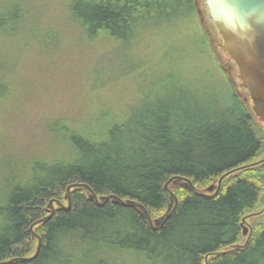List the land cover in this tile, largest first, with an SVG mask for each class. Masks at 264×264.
<instances>
[{
  "label": "trees",
  "instance_id": "trees-1",
  "mask_svg": "<svg viewBox=\"0 0 264 264\" xmlns=\"http://www.w3.org/2000/svg\"><path fill=\"white\" fill-rule=\"evenodd\" d=\"M27 5L34 7V0H0V100L7 95L1 80L7 55L18 45L56 41L28 30ZM56 9L70 29L66 43L106 44L92 53L102 63L93 64L85 85L86 97L96 100L81 120L55 117L46 124L52 141L44 153L3 156L0 262L32 257V234L40 239L36 256L11 264H204L206 255L242 244L241 219L264 208V135L256 125L263 126L244 90L246 102L228 81L218 85L214 72L190 66L204 53L184 35L161 44L162 31L182 34L186 23L195 22L193 0H66ZM123 79H133L130 94L121 104L110 103L104 87ZM254 163L227 176L213 199L174 188L176 208L157 231L136 209L98 206L82 189L70 192L69 210L56 207L33 225L48 216L50 201L63 206L70 185L135 201L157 219L166 211L170 178L188 179L202 191L224 173ZM263 215L247 220L251 237L244 249L209 256L206 264H264Z\"/></svg>",
  "mask_w": 264,
  "mask_h": 264
},
{
  "label": "rangeland",
  "instance_id": "rangeland-1",
  "mask_svg": "<svg viewBox=\"0 0 264 264\" xmlns=\"http://www.w3.org/2000/svg\"><path fill=\"white\" fill-rule=\"evenodd\" d=\"M65 1L34 0V7L24 6L28 10L27 20L29 22L25 24L28 30L35 32L36 37L40 40L56 41H52L53 46H44L45 41H42V44L39 41L37 42L39 44H33L32 47L24 44L18 45L15 50L16 53L7 55L8 62L5 67V75L1 78L5 82H3V86L7 95L4 100H0V165L3 156L12 155L16 158L28 153H44L50 148V141H52L46 130V124L52 118L62 117L69 121L72 118L81 120L85 113L90 112L91 106L95 104L96 99L93 101L89 99V96L86 97L85 85L89 80V70H91L93 64L101 66L102 61L96 55L103 47H106V44L101 42L92 46L80 47L79 44L76 46L65 42L66 38L70 36L68 31L70 29L61 10L56 9L57 4ZM193 3L196 11L195 22L190 20L189 23H186L182 27V34L177 31L163 35L162 31L159 38L161 44L168 47L170 44L173 45V37L181 40L184 35L186 41H189L190 45H194L195 50L204 53L201 61H196L195 57L192 58L190 66L195 64L196 70L199 72L206 71L207 74L214 72L215 76L212 74V81L220 85L219 83H223L225 80L228 81L220 66L222 64L226 67L229 64L218 48L220 40L217 42L215 38L217 34L214 35L213 32H210L213 40L215 39L217 43L216 45L213 42L215 52L202 42L203 39L200 34L204 35V33L199 19L202 20L206 28H210L212 25L207 18L204 0H193ZM51 33L55 34L54 37ZM218 39L220 38L218 37ZM155 45L161 46L159 44ZM173 49L172 47L171 50ZM96 51V55L93 56L92 53ZM150 52L153 53L152 48L145 52L146 57L144 58L148 59L147 55ZM104 62V67H107L109 63L106 60ZM229 73L235 84L234 92L236 90L240 94L241 89L238 87L239 82L235 74L233 75L230 71ZM132 82L133 79H123L120 82L113 81V87L108 86L106 89L105 86L103 94H106L105 97L108 98L110 103L116 104L117 100L121 101V104L123 102L122 98L130 94L129 90ZM228 85L232 86L229 81ZM147 92L148 90L145 89V94ZM240 100L243 101L244 98L240 96ZM77 116H79L78 119ZM256 128L261 130L264 135L263 128H260L258 124ZM263 157L264 155L261 158ZM20 162V160H17L16 163ZM0 173L2 172L0 171ZM65 202H62L64 207L66 206ZM263 206L264 202L261 207ZM258 220L263 221L264 215ZM33 244L37 245L36 242ZM35 248L36 246L33 248L34 252ZM31 255L28 254V256Z\"/></svg>",
  "mask_w": 264,
  "mask_h": 264
},
{
  "label": "water",
  "instance_id": "water-1",
  "mask_svg": "<svg viewBox=\"0 0 264 264\" xmlns=\"http://www.w3.org/2000/svg\"><path fill=\"white\" fill-rule=\"evenodd\" d=\"M204 6L207 10V18L221 40L218 48L233 63L236 69V79L239 82L238 87L246 91L252 113L264 129V0H204ZM197 14L199 16L198 12ZM199 22L210 48L215 52L213 36L204 27L201 19H199ZM220 67L232 87L235 88L229 70L222 64ZM235 93L240 98V94L236 90ZM243 102H246V99ZM256 164L254 163L228 171L202 191L197 190L188 179L180 177L170 179L166 183L167 187H164V192L168 200L167 210L157 219H151L144 207L140 204L131 201L123 202L112 195L97 197L88 187L79 184L67 187L65 199H67L69 192L82 189L86 192L88 200L98 205L111 202L135 208L147 226L157 231L176 208L177 200L172 193L174 188L180 187L196 197L213 199L219 194L222 182L227 176L240 169ZM263 211L264 208L259 212L246 215L241 219V235L244 239L242 244L233 245L227 250L207 255L204 258V263L206 264L209 256L226 255L244 249L251 237V228L247 220L260 215ZM45 219L38 223L43 222ZM32 235L35 237L34 234Z\"/></svg>",
  "mask_w": 264,
  "mask_h": 264
},
{
  "label": "bare ground",
  "instance_id": "bare-ground-1",
  "mask_svg": "<svg viewBox=\"0 0 264 264\" xmlns=\"http://www.w3.org/2000/svg\"><path fill=\"white\" fill-rule=\"evenodd\" d=\"M174 178V177H173ZM170 179H172V178H170ZM169 179V180H170ZM168 180V181H169ZM167 181V182H168ZM166 182V183H167ZM166 183L164 184V187L166 186L167 187V185H166ZM80 185H82V184H80ZM71 186V185H70ZM83 186H85V185H83ZM87 187V186H86ZM67 189V188H66ZM65 196H66V191H65ZM65 196H64V200L66 201V206L64 207V206H62L61 204H60V202H56V201H50L49 203H48V206H47V208H48V216L47 217H45V218H47V219H49L52 215H53V213H54V211H55V209H54V207H58V208H60V209H62V210H65V211H67V210H69V208H70V192L68 193V196H67V199H65ZM109 196H111V195H109ZM112 196H114V195H112ZM116 197V196H115ZM118 198V197H117ZM87 199H88V197H87ZM120 201H123V202H125V201H131V200H123V199H120V198H118ZM88 201H90V200H88ZM53 202L55 203V205L53 204ZM92 202V201H91ZM131 202H135V201H131ZM166 202H167V206H168V200H166ZM106 203H111V202H106ZM105 203V204H106ZM135 203H137V202H135ZM69 204V205H68ZM96 204V203H95ZM105 204H102V205H98V204H96V205H98V206H103V205H105ZM112 204H114V205H120V206H123V205H121V204H115V203H112ZM137 204H140V203H137ZM141 205V204H140ZM69 206V207H68ZM141 206H143V205H141ZM68 207V208H67ZM123 207H126V208H133V207H129V206H123ZM144 207V206H143ZM133 209H135V208H133ZM144 209L146 210V208L144 207ZM166 210H167V207H166ZM146 212H147V210H146ZM166 212V211H165ZM148 213V212H147ZM149 215V214H148ZM44 218V219H45ZM47 219H45L43 222H45ZM43 220V219H42ZM39 221H41V220H39ZM43 222H40V223H43ZM34 226L35 225H38V222H35L34 224H33ZM31 228V230H32V227H30ZM29 228V229H30ZM32 237H33V235H31ZM33 238H36L37 239V245H36V248H37V251H36V248H35V252H36V254H37V252H38V250H39V246H40V239L37 237V235L35 234V237H33ZM35 252H34V255L32 256V257H30V258H27V259H23V258H14V259H11V260H9V261H6V262H0V264H11V263H13V262H17V261H29V260H31V259H33L35 256H36V254H35ZM207 256V255H206ZM205 256V257H206ZM204 257V258H205ZM206 262H207V260H206ZM205 264V263H204Z\"/></svg>",
  "mask_w": 264,
  "mask_h": 264
},
{
  "label": "flooded vegetation",
  "instance_id": "flooded-vegetation-1",
  "mask_svg": "<svg viewBox=\"0 0 264 264\" xmlns=\"http://www.w3.org/2000/svg\"><path fill=\"white\" fill-rule=\"evenodd\" d=\"M205 28H206V26H205ZM206 29H208L211 33L213 32L214 35L217 34L216 31H215V29L212 26L210 28H206ZM215 38L217 39V42H218V40H220V39H218V36L217 35L215 36ZM213 42L216 43V40L214 39ZM220 42L221 41H219V43ZM216 45H217V43H216ZM225 59H226L227 63L229 64L228 66L226 65L225 68L228 69L233 75L235 74V77H236V69H235L234 65L226 57H225Z\"/></svg>",
  "mask_w": 264,
  "mask_h": 264
}]
</instances>
